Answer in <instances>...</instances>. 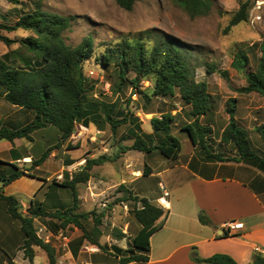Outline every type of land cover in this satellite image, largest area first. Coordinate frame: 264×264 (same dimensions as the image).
Returning <instances> with one entry per match:
<instances>
[{"label": "trees", "instance_id": "trees-1", "mask_svg": "<svg viewBox=\"0 0 264 264\" xmlns=\"http://www.w3.org/2000/svg\"><path fill=\"white\" fill-rule=\"evenodd\" d=\"M15 5L19 0H7ZM118 7L130 11L136 0H115ZM175 3L190 17L206 16L212 9V0H175ZM31 12L22 14L13 23L6 20L0 22V43L6 47L16 45L0 57V97L13 107L24 111H31L32 118L27 124L18 127L2 125L0 127V141L12 142L14 139L32 141L35 131L53 126L59 131L57 143L49 147L38 159H31L30 166L39 167L52 151L59 148L71 134L75 123L87 126L90 122L97 128L102 125L109 127L113 135L117 129L125 126L126 134L121 140H132L129 146H120V153L130 150L147 155L158 151L164 158L178 160L181 157L182 143L173 133L176 126V114L171 111L154 114L150 120L151 133H145L141 128L136 111L140 110L150 114L146 109L152 100L161 98L178 97L180 102L188 107L186 113L188 121L179 131L187 134L189 143L203 151L207 160L224 161L221 154L211 153L208 149V134L210 127L201 123L213 108V101L208 92V84L196 79L198 64L186 46L175 37L167 34H154L151 31L140 32L131 39L124 38L112 47H108L101 56V64L106 67L113 65L116 73L109 78L115 79L114 93L121 94L124 88L130 87L132 96H138L139 107L135 105L133 111L128 110L133 99H127L125 108H121L118 101L104 102L98 98L91 99L89 95L95 91V84L84 76L83 64L92 57L93 41L85 37L78 45L70 46L66 43L64 32L68 31L75 18L62 16L42 9V3L32 0ZM249 3L240 5L230 18L224 32L248 17ZM17 30L27 33L26 36L10 38L9 34ZM3 32V33H2ZM152 42L147 47L145 41ZM259 58L254 70L247 71L249 63L247 55L240 52L232 60L233 69L244 73L245 86L237 89L243 94L256 93L264 96V38L258 46ZM205 73H218L227 79L225 71L218 70L215 65H204ZM133 73L132 78L127 75ZM149 83L143 86V83ZM142 84V85H141ZM112 86V85H111ZM236 99L226 102L227 124L221 133L222 144H232L237 157L229 159L234 162L256 167L264 171V155H259L251 147L247 131L235 119ZM260 139L264 142V129H258ZM119 155H101L93 159H84V164L79 170L74 171L69 177L66 173L62 183L54 185L70 190L72 205L65 210L55 209L47 211L41 204L31 201L29 215L20 211L18 199L13 195H4L0 188V201L5 203L6 218L14 220L11 232L3 236L4 248L0 245V254L8 264H12L18 251L30 262L36 254L35 247L42 249L46 256V264H58L55 249L45 243L36 234L34 219L49 218L60 222V229H66L72 224L82 232L79 246L88 241L99 249L104 247L97 238L91 236L81 225V219L86 215L77 213V184L85 183L91 177L90 170L94 166L114 161ZM73 164L67 161L66 166ZM0 165L9 167L10 173L0 175L2 186L23 177H33L29 168H20L12 163L0 161ZM151 173L149 166L144 163L142 176ZM46 181V180H45ZM118 190L124 195L120 202H133L132 215L141 226L131 241L130 248L122 249L112 246L116 263L94 258V264H130L148 261L150 251V237L160 230L165 223L168 210L161 204L150 202L144 197L134 195L133 191L125 185H120ZM200 222H205L199 215ZM99 222V220H97ZM13 232V233H12ZM1 233V232H0ZM12 233V235H11ZM3 234V232H2ZM15 235L16 243L11 247L3 241L11 242ZM112 237L122 240L126 233L114 229ZM77 250H73L76 254ZM196 262L209 264H237L231 257L216 254L207 259H200L193 255ZM252 264H264V256L254 254Z\"/></svg>", "mask_w": 264, "mask_h": 264}, {"label": "rangeland", "instance_id": "rangeland-1", "mask_svg": "<svg viewBox=\"0 0 264 264\" xmlns=\"http://www.w3.org/2000/svg\"><path fill=\"white\" fill-rule=\"evenodd\" d=\"M38 1L42 3V9L45 11L75 18L71 28L63 35L68 45L76 46L85 37L92 38V57L83 64L84 76L95 84V91L89 95L91 99L98 98L109 103L118 101V105L125 108L126 100L131 98L135 102L130 104L128 110L133 111L135 105L139 107L141 101L136 100L138 96H132L130 87L124 88L119 95L114 93L115 79L109 78V75L114 76L116 68L113 65L103 66L101 56L108 47L114 46L124 38L131 39L143 31L171 35L181 41L192 53L198 64L195 72L196 79L208 84L213 108L207 116L201 119V123L212 130L206 141L209 151L221 154L230 160L237 157L232 144H222L221 142V133L228 119L226 102L229 99H236L235 119L247 131L252 149L259 155H264V142L260 139L258 131V129H264V96L256 93L237 92V89L245 86V78L243 72L236 71L232 66L234 56L242 52L247 55L249 60L246 70H254L256 67L260 55L258 46L264 38V0H212L210 13L195 18H190L175 3V0H136L130 11L118 7L115 0ZM244 2L249 3L247 20L224 32L233 13ZM33 8L32 0H19V3L15 5L7 0H0V22L6 20L8 23H13L20 15L31 12ZM3 34L10 38L27 35L22 30ZM144 41L147 47L152 44V42ZM15 47L16 45L6 47L0 43V57ZM206 64L215 65L218 70L225 71L227 79L218 73L206 74L204 68ZM133 76V73L127 75L128 78ZM148 85V82L143 83L145 87ZM146 111L151 112L150 114L167 111L176 114L177 124L174 126L173 132L177 138L184 141L181 154V158L184 160L188 147L185 138H189L178 130L188 121L186 115L188 107L181 103L178 97L154 98ZM28 112L32 118L33 113ZM136 115L141 119L140 121L144 122H147L150 117L149 115L145 116L140 110L136 111ZM95 127L97 128V126ZM102 129L89 128V131L75 142L68 138L53 151L54 156L46 159L38 170H35L33 166L28 167L29 173L33 177L23 176L18 181L4 186L5 188L2 187L0 180L2 192L18 199L23 215H29L31 201L41 204L47 211L65 210L72 205L70 190L56 186L54 182L62 183L66 173L70 177L84 164L85 158L119 155L112 162L92 167L89 180L76 186L78 196L76 212L86 215L84 219H81V225L91 236L97 238L104 247L102 250L95 246L97 248L95 252L82 251L83 245L92 244L84 241L79 246L78 242L82 232L72 224L66 229H60L58 220L34 219L36 234L41 239L48 237L46 243L54 247L58 264H94L96 257L99 260L102 259L101 262L116 263L117 259L112 254V246L116 245L122 249L130 248L131 241L136 234V226L139 225L131 212L133 202L119 201L124 195L118 190L119 186L126 185L134 191L144 189L147 198L154 197L161 192L159 182H164L163 178L156 176V173L165 168L168 171L175 168L176 161L164 158L158 151H152L149 153L148 162L154 169L155 175L141 177L129 187L128 181L131 177L136 176V170L139 168L141 172L143 169L142 161L132 158L130 154L125 156L124 153H120V146L130 143L122 141L120 138L125 134V126L119 127L116 135H113L106 125H102ZM145 129L150 130L151 126L145 125ZM95 131L100 133L95 134V139H91ZM58 137L59 131L53 126H48L35 131L32 134V141L28 142L22 139V147L18 152L30 154L32 158L38 159L49 147L57 143ZM3 148L0 146V161L9 157V153ZM67 161H73L68 169H66L68 166L65 165ZM2 169H6V172L3 173ZM61 169L63 170L61 171ZM8 173H10L9 167L0 165V175L6 176ZM47 178L49 180H46ZM13 221L11 218H6L5 203L0 201V245L3 248L4 245L1 243L4 239L3 236L11 232L12 223L15 222ZM40 228L42 232L38 231ZM114 229L126 233V237L122 240H115L112 237ZM60 231H63L68 240L65 249L61 247L62 241L57 238ZM3 242L11 247L16 243L15 235L11 242ZM34 249L36 250V263L40 264L45 253L38 247ZM74 249L77 250L76 254L73 253ZM0 257L4 259L2 254ZM20 259L21 256L18 259L19 263ZM43 264H46L45 261Z\"/></svg>", "mask_w": 264, "mask_h": 264}, {"label": "crops", "instance_id": "crops-1", "mask_svg": "<svg viewBox=\"0 0 264 264\" xmlns=\"http://www.w3.org/2000/svg\"><path fill=\"white\" fill-rule=\"evenodd\" d=\"M143 114L150 117L147 122L140 121L141 128L145 133H151L152 130L145 129V125H150L149 120L154 114ZM30 119L29 112L11 106L0 97V127H18L27 124ZM95 126L92 122L88 124L90 129L93 127L97 130ZM185 140L188 145L185 159L180 157L176 160L174 170L168 171L165 168L156 173L164 181L159 182L160 194L147 198L144 189L134 191L129 188L134 195L161 204L168 210L164 225L149 239L148 261L130 264H209L196 262L193 255L207 259L216 254L227 255L237 264H252L254 254L264 256V172L227 158L224 161L207 160L200 148L193 147L189 139ZM125 141L130 143L123 146L132 144V140ZM0 146L9 153V157L1 161L20 168L30 166L31 155L18 152L22 147V139H14L12 142L1 140ZM54 154L52 151L47 159ZM129 154L134 159H141L143 166L144 163L149 166V177L155 175L148 162L150 154L144 155L134 150L124 153L125 156ZM142 170H136V176L128 181L129 187L144 177ZM2 172L5 173L6 169H2ZM3 194L7 195L4 191ZM199 215H202L205 222H200ZM229 221L242 222L243 228L226 234L224 224ZM140 227L136 226V234ZM35 258L36 254L30 262L23 257L22 251H18L12 264H38ZM43 258L40 264L46 262V256ZM0 261V264H8L1 257Z\"/></svg>", "mask_w": 264, "mask_h": 264}, {"label": "built area", "instance_id": "built-area-1", "mask_svg": "<svg viewBox=\"0 0 264 264\" xmlns=\"http://www.w3.org/2000/svg\"><path fill=\"white\" fill-rule=\"evenodd\" d=\"M89 131L88 126L83 125L82 123H75L74 125V129L71 132V134L69 135V140L72 142L78 141L86 132ZM99 131H95V133L92 135L91 139H95V134H99ZM167 194L165 193V196ZM243 228V223L239 222V221H229L227 223L224 224V230L226 232V234H232L235 233L236 231L240 230ZM39 232H42V229H38ZM37 236L39 238H41L38 234ZM58 240L62 241L61 247L63 249L67 248V237L64 235L63 231H60L58 233L57 236ZM42 240L46 243L48 242V237H43ZM81 250L83 251H91V252H95L97 251V248L95 247V245H89V244H85L82 246Z\"/></svg>", "mask_w": 264, "mask_h": 264}]
</instances>
